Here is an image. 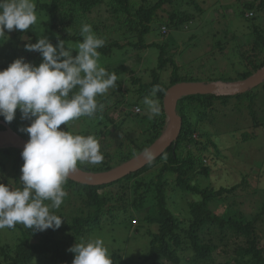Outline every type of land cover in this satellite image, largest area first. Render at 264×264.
Masks as SVG:
<instances>
[{
    "label": "trees",
    "instance_id": "1",
    "mask_svg": "<svg viewBox=\"0 0 264 264\" xmlns=\"http://www.w3.org/2000/svg\"><path fill=\"white\" fill-rule=\"evenodd\" d=\"M207 1L200 0V4L206 5ZM200 4L198 0H51L42 4L40 0H36L35 8L41 11V14L48 16L51 25L37 24V27L33 26V28L39 34L42 31L56 35V38L51 40L53 45L58 43L57 37L66 43H81L83 40L80 34L81 27L84 23L89 24L87 15L94 9L104 6L105 12L113 19L114 28L112 27V29L115 34L111 36V32L108 30L109 33L103 37L105 45L98 49L99 61L102 66L103 61L106 63L116 58L117 62L113 64L116 63L117 66L111 71L107 67L105 69L109 73L115 72L120 82L123 79V74H130L128 88L122 90L121 84H119L111 90L110 94L100 96L98 101L100 107L96 113L91 117L86 116L92 131L89 133L86 131L87 134H84L85 136L92 135L98 140L110 127L118 130L119 125H116L117 123L111 116L112 113L128 117L136 129L140 130V133L132 137L126 133L123 137L119 136V143L122 147L125 141L128 144L125 146V152H120L119 160L114 165L100 164V167H81L80 170L92 173L106 172L138 155L149 147L164 130L166 116L162 100L166 90L176 83L201 82L194 79L195 75L197 78L200 74L180 73V68L175 64L173 55L168 53L165 42L157 41L147 44V36L156 29L155 27H157L158 33L160 27H163L164 33L166 31L169 33L184 31L186 28L196 25H194V21L197 16L204 19V25L208 28L212 27L218 20L214 19V16H206V12H209L210 9L206 10L207 8L201 7ZM238 4L236 8L239 10V18L248 29V33L244 37H246V41H249L246 44L249 45L247 52L250 54L245 57V63H239L236 66L234 79L227 78L218 81L244 80L264 67V0H246L244 2L238 0ZM182 6H185L186 9H182ZM57 23H61L63 26L61 35L55 34L54 29H56ZM89 25L98 36L101 25L97 22L94 25ZM30 28L32 29V27ZM22 33L29 35L30 32L18 30V34H16L15 29L6 30L4 38L8 36L9 43L13 38H20ZM159 36L161 37L160 34ZM215 36L212 35V37ZM0 37L2 36L0 35ZM235 38L233 39L236 41L237 37L235 36ZM218 41L217 45L221 49L223 44L220 40ZM150 48L156 49L158 52L157 64L147 70L149 79L143 80L135 73L133 66L136 63L138 65L141 63L144 70L147 69L143 63L144 59L142 61V53ZM234 48L242 57L243 53L239 46H234ZM72 54L76 55L74 51ZM127 56L135 61L134 65L125 62ZM38 57L36 66L42 61L39 52ZM29 59V62L34 64L35 60ZM169 66H171V71L165 79L163 74L168 72ZM5 68L0 63V70ZM208 82H213V80ZM157 84L164 90L158 92L155 97L160 102L161 113L149 119V112L143 100L145 96L150 95L152 87ZM254 90L232 97L196 95L180 99L176 105V112L182 120L181 128L176 141L170 147L143 168L105 185L89 186L67 180L64 185L69 190V198L74 196V199L69 200V204L76 207L80 215L73 217L69 224H62L57 230L50 228L42 232H34L33 229L17 224L15 228L10 229L19 232L13 242L0 244V264H72L74 254L68 251L71 246L65 245L57 237V234H67L73 238L85 235L98 223V215L101 210L111 202L115 203L114 207H119L122 212L128 213L132 219L142 217L144 222L156 228L155 232L147 231L149 245L147 251L141 255L140 264H203L206 263L205 261L211 260L213 254L218 250V246L214 244L215 240L223 244L221 255L229 257L228 240L230 238L243 242L234 248V260L231 259L232 261L236 264H264V245L259 243L260 237H263L264 241V232H260V228L264 226V201L259 208L251 213L226 207L227 200L236 198L240 191L248 192L249 196H252L256 188H250L248 191L245 180L232 186H220L219 188H214V186L198 188L191 185L193 175L198 174L203 177L210 175V167L203 163V157H207L204 154L207 151V146L196 140L194 134L198 132L199 138L207 136L204 122L207 118L209 119L210 112L215 110L217 104L223 106L232 99L240 103L246 100L247 106L249 104L252 106L253 101L258 99L257 94H253ZM116 96H120L121 99L114 98ZM120 107L129 108V111L126 112L127 109L123 111ZM117 108L119 109L117 110ZM135 108H138L140 112L134 113ZM250 108L255 127L257 126L258 113H255L252 107ZM20 119L19 109L11 123L5 122L3 117H0L1 122L28 141V134L21 131L26 123L21 122ZM3 129L4 127L0 123V130ZM194 145H199L200 153L196 154L189 150V147H195ZM21 152L14 148H0V157L9 162L10 169L7 172L4 165L2 166L0 183L7 185V176L10 174L14 181H17L24 163ZM116 187L119 191L114 192L113 188ZM106 189L110 190V194ZM176 190L183 194L199 196L198 200L187 203V220L179 221L169 208L168 193L169 191L176 192ZM221 203L226 208L222 214L218 215L213 211V206ZM113 206L108 209L107 213H111ZM206 234L213 236L212 240L206 241ZM110 256L113 264L119 263V256L116 253H111ZM229 259L226 264L229 263Z\"/></svg>",
    "mask_w": 264,
    "mask_h": 264
},
{
    "label": "rangeland",
    "instance_id": "2",
    "mask_svg": "<svg viewBox=\"0 0 264 264\" xmlns=\"http://www.w3.org/2000/svg\"><path fill=\"white\" fill-rule=\"evenodd\" d=\"M50 1L51 0H40V3H48ZM244 1L246 0H243V2ZM32 2L36 6V0H32ZM198 3L200 4V0H198ZM214 4L215 7H213ZM237 5H239L238 0H208L206 5L200 4V6L207 8L206 10L210 9L209 12H206V16H214V19L218 20L212 27H209L210 29L208 26L204 25V19L197 16L194 21V25H196L192 28H186L184 31H171L170 33L166 31L164 33L163 27H160L158 33V29L155 27L156 29L147 36V44L157 41L165 42L167 44L168 53L173 55L172 57L175 64L180 68V73H189L190 75H192L191 73L200 74L197 78H195V75L194 79H198L203 83H209V80H213L214 82L215 80L218 81L227 78L234 79L236 66L239 63H245V57L250 54V52H247L249 45L246 44L249 41H246V37H244V35L248 33V29L246 24L239 18V10L236 8ZM190 7L192 8V6ZM182 9H186V7L182 6ZM35 12L37 20L33 26L37 27V24L44 26L51 25L48 16L41 14V11L36 8ZM233 12H235V14H233ZM233 17H235V19H233ZM87 18L89 24L94 25L95 22H97L101 25L98 37L103 38L109 31L111 32V36H114L115 33L112 29L114 22L112 17L105 12L104 6L96 10L94 9L93 12L87 15ZM61 25V23L55 25V34L58 33L61 35V29L63 27ZM33 26H30L32 29L30 28L27 30L30 32L29 35L22 33L20 38H13L9 43L8 36L4 38L5 34L1 35L0 63L6 68L11 62L20 57L25 58L26 62H29V58H33V60H35L34 65H36V59L39 58L38 52L26 51L25 45L27 43H36L39 38H43L44 36H47L50 42L54 37L56 38L54 34H48L42 31H40L41 34L37 33ZM15 33L18 34V30H15ZM212 35L216 36L212 37ZM108 36L110 35L108 34ZM235 36L237 37L236 41L233 39ZM218 40L223 44L221 49L217 45L219 42ZM65 44L72 49L78 50L79 44L72 42H65ZM233 45L239 46L243 53L242 57ZM76 50H73L75 54H77ZM157 56V50L152 48L142 53V61L144 59L143 63L147 67L146 70H144V66H141V63L139 65L137 63L134 65L135 61H133L130 56H127V59L125 58V62L134 65L133 68L135 69V73L141 76L143 80H148L147 70L157 64ZM116 60L115 58L106 63L103 61L102 66L99 61V65L104 68L107 67L111 71V69L117 66L116 63L113 64L117 62ZM170 71L171 66L168 67V72L163 74V78L166 79ZM129 76V73L123 74L121 82L119 78H117V86L121 84L122 86L120 85V88L122 90L129 87ZM112 89L114 88L109 89L106 94H110ZM254 92L253 94H257L258 99L253 101L252 106H250V104L247 106L248 103L246 100L240 103L232 99L229 100V103L226 105L222 106L217 104L215 110L212 113L210 112L209 119L207 118L208 120L206 119L204 122V130L207 136L205 138H199L198 132L194 134L196 140L207 146V151L204 152L207 157H203V163L205 166L210 167V175L208 177H203L198 174L193 175L191 178V185L198 188H204L205 186L219 188L220 186H232L245 180V183L248 185V191L250 188H256L252 196H249L248 192L240 191L241 193L239 192L236 198H229L227 200L228 203H226V207L228 206L232 208V210L237 208L245 213L255 211L264 201V83L261 84V86L259 85ZM114 98L121 99L120 96ZM99 100L100 96L97 97V101ZM250 107H252L255 113H258L257 126L255 127ZM120 108L123 111L126 109V112L129 111V108ZM118 109L119 108H117V110ZM111 116L114 118L115 123H117L116 125H119V128L117 130L116 128L112 129V127H110V129L105 130L104 134L98 139L104 157L103 161L96 165L87 162H78V169H81V167H100V164L104 166L114 165L119 160L120 152H125V146L128 144L125 141L122 147L119 143V136L123 137L126 133L128 136L130 135V137H132L140 133V130L136 129L131 120L125 115L112 113ZM20 120L26 123L24 127H27L30 123L26 120ZM88 122L86 116L80 117L69 121L67 128L66 125H61L60 128L66 129L74 135L79 134L85 136L84 133H86V131L87 133L92 131ZM194 146L195 147H189V150L196 154L200 153L198 150L199 145ZM3 165L5 170L9 172V162L6 161L5 158L0 157V169ZM20 176L21 173L18 175L17 181H14L11 174L8 175V185L13 189L21 188ZM63 187L67 192V196L64 198L59 209H51V211L64 219L62 224H69L73 217L80 214H78L76 207L69 204V200L74 199V196L69 198V190L66 185H63ZM106 190L108 194H110V190ZM113 190L114 192L119 191L117 187L113 188ZM168 196L169 208L179 221L187 220L188 218L187 203L199 199L198 195L183 194L178 190H176V192L169 191ZM45 203L51 202L45 201ZM113 205H115V203L111 202L101 210L98 215V223L85 235L73 238L67 236V234H57V237L67 246H73L75 243H80L82 241L88 242L99 238L103 240L110 254L116 253L119 256L118 264H140L141 255L147 251L149 245L147 231L150 230L155 232L156 228L144 222L142 217H137L135 220L132 219L128 213L122 212L119 207H114ZM111 206H113V210L111 213H107ZM226 207L222 203L216 204L213 206V211L220 215L224 212ZM81 216L84 217V215ZM260 229V232H264V226ZM18 234L19 232L16 230L11 231L7 228L0 230V244L13 242ZM212 238L213 236L209 234L205 236L206 241L212 240ZM263 242V237H260L259 243L264 245ZM241 243L243 242L240 240L230 238L228 240L229 257H223L220 252L223 248V244L215 240L214 244L218 246V250L213 254L211 260L205 261L206 263L203 264H226L229 258L228 264H236V262L232 261L234 260L233 250L237 244Z\"/></svg>",
    "mask_w": 264,
    "mask_h": 264
},
{
    "label": "clouds",
    "instance_id": "3",
    "mask_svg": "<svg viewBox=\"0 0 264 264\" xmlns=\"http://www.w3.org/2000/svg\"><path fill=\"white\" fill-rule=\"evenodd\" d=\"M35 7L32 0H0V35L6 30L27 31L36 23ZM80 34L83 40L78 50L66 46L59 37L53 45L44 36L25 45L26 51L40 53L38 66L20 57L0 70V117L11 123L19 109L21 119L30 122L21 129L29 136L21 152L22 187L13 189L0 183V230L13 229L17 224L34 232L59 229L64 219L51 209L61 207L67 196L63 185L76 171L77 163L96 165L104 159L94 136L74 135L60 128H67L69 121L93 116L100 107L97 97L117 87V74L99 65L98 49L105 40L87 23ZM73 50L77 51L75 56ZM163 91L157 84L144 97L149 119L161 113L155 97ZM142 152L147 159L153 158L148 147ZM68 251L74 254L72 264H113L99 238L75 243Z\"/></svg>",
    "mask_w": 264,
    "mask_h": 264
},
{
    "label": "water",
    "instance_id": "4",
    "mask_svg": "<svg viewBox=\"0 0 264 264\" xmlns=\"http://www.w3.org/2000/svg\"><path fill=\"white\" fill-rule=\"evenodd\" d=\"M263 83L264 67L257 70L248 78L240 81L176 83L166 90L162 100L163 110L166 116V124L161 135L148 147L153 153V158L151 160L147 159L144 156V153L141 152L125 163L106 172L92 173L77 168L76 171L69 176L68 180L89 186H100L117 181L146 166L149 162L159 157L166 148L170 147L176 141L182 121L176 112V105L180 99L196 95L232 97L251 91ZM1 124L4 129L0 130V148L7 147L23 151L27 140L19 136L4 123Z\"/></svg>",
    "mask_w": 264,
    "mask_h": 264
},
{
    "label": "built area",
    "instance_id": "5",
    "mask_svg": "<svg viewBox=\"0 0 264 264\" xmlns=\"http://www.w3.org/2000/svg\"><path fill=\"white\" fill-rule=\"evenodd\" d=\"M163 31H165V30L163 29ZM139 112H140V110L138 108L134 109V113H139Z\"/></svg>",
    "mask_w": 264,
    "mask_h": 264
}]
</instances>
